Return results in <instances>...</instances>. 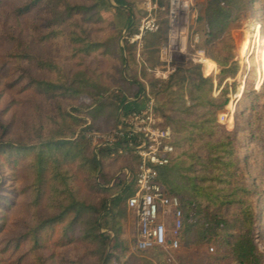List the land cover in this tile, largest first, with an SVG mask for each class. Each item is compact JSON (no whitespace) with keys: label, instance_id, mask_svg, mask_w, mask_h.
I'll use <instances>...</instances> for the list:
<instances>
[{"label":"trees","instance_id":"obj_1","mask_svg":"<svg viewBox=\"0 0 264 264\" xmlns=\"http://www.w3.org/2000/svg\"><path fill=\"white\" fill-rule=\"evenodd\" d=\"M113 1L115 5L108 0H0V14L6 13L7 20L12 22L8 30L4 27L0 31V48L9 44L5 52L0 51V82L7 90L22 85L28 92V107L33 102L37 106L36 95L42 97L40 109L36 107L38 115L36 112L23 122L18 134L14 129L15 115L5 119L0 111V174L7 165L15 177L22 178L24 208L33 218L18 237L0 236L3 264H28L32 259L37 264H57L50 252L52 247L60 250L58 264H110L113 259L119 260V264H158L135 255L121 262L115 256L127 248L123 220L129 211L128 199L135 192L138 161L131 163L130 156L113 159L114 151L109 147H101L94 153L82 134L74 139L69 137L70 129L79 128L82 122L65 111L60 99L82 98L89 91L81 89L78 82H83L82 87L94 89V80L86 73L85 77L77 76L71 81L62 75L56 79H36L28 69L26 81L17 79L16 74L17 63L37 64L42 71L52 66L51 60L34 54L33 47L37 43L59 42L64 36L69 38L75 53L95 54L103 43L92 39L91 30L81 21L91 23L103 11L116 12L118 34L131 28V0ZM253 5L254 0H207L203 18L208 54L218 65L219 83L235 78L239 72L230 29L233 21ZM20 24L27 32L25 39L17 30ZM65 26L70 28L69 32ZM163 39L164 32L145 37V50L150 54L148 61L153 68L159 63ZM117 40L122 62L129 63L131 60L122 56ZM134 83L138 85L136 99L132 101L124 93H114L110 108L127 114L144 106L140 102L145 100V95L140 99L144 86L139 81ZM151 86L160 105L158 111L167 121H161L160 125L171 128L174 134L175 154L170 165L161 170L160 181L181 201L184 225L180 245L188 248L216 244V253L202 252L198 263L191 255L177 256V251L176 261L178 264H263L255 242L256 212L251 201L254 191L242 159L235 152L236 132L215 123L218 112L229 103L228 89L214 96L213 79L205 77L197 65L179 69L160 87L153 78ZM185 92L190 105L185 101ZM161 95L164 96L160 98ZM52 100L57 108L51 107ZM99 104L94 113L95 123L109 121L113 110ZM125 169L129 171L128 178ZM6 201L0 179V206L10 211L16 203L9 206ZM230 207L238 208L232 217L227 215ZM72 244L87 246L86 255L91 261L66 259L63 251ZM149 251L161 264H168L162 249Z\"/></svg>","mask_w":264,"mask_h":264},{"label":"rangeland","instance_id":"obj_2","mask_svg":"<svg viewBox=\"0 0 264 264\" xmlns=\"http://www.w3.org/2000/svg\"><path fill=\"white\" fill-rule=\"evenodd\" d=\"M108 1L115 5L113 0ZM188 1L189 8L178 11L177 19L172 26L170 0H131L133 25L131 28L122 29L120 34L115 30V23L118 19L114 10L101 12L99 17L95 18V20L99 19L98 22L95 20L91 23H86L85 20L81 21L84 27L91 30L92 39L103 43L99 51L90 56L79 55L74 52L72 43L67 36H64L59 42L47 45L37 43L33 47L34 54L41 59L51 60L52 66L42 71L37 64L17 63V79L20 77L25 81L28 79L26 69L36 79H56L58 75H62L71 81L77 76L88 74L94 80L93 83H96L94 89L87 86L82 87L83 82L80 80L78 85L81 89L89 91L88 94H84L78 100L72 98L60 100L65 111L82 122L79 128L70 129L69 137L74 139L79 134L84 135L89 140L93 152L97 153L101 147H108L102 143L114 135L123 116L122 111L117 113L114 108H110L112 94L124 93L133 101L136 99L134 94L138 89V85L134 81H139L144 86L140 99L145 95V100L140 102L145 106L152 104L156 117L161 123L166 119L163 118L161 111H158L160 105L153 93L151 79L158 80L160 87V84L167 83L179 69H190L194 65L200 66L203 75L211 77L214 81V96H218L225 88L228 89L229 103L224 110L218 112L215 123L224 126L230 132H236L235 152L242 159L247 178L254 191L251 201L256 212L255 242L264 264V66L262 63L264 55L261 52L264 44V0H254V5L233 21L230 32L235 42V52L240 68L235 78H227L222 83H219L218 65L208 54L206 26L203 18L207 0ZM0 16H3L0 18V31L4 27L5 30H8L12 24L11 20H7L6 13L0 14ZM147 19H154L156 27L153 31H145L141 39H136L135 36L141 33L140 28L143 21ZM171 28L176 32H171ZM17 30L21 32L23 39L27 38V32L24 31L23 25H18ZM65 30L69 32L70 28L65 26ZM160 32H164V39L159 48V63L153 68L148 61L150 54L145 50V37ZM118 35L119 40H117ZM116 40L119 41V47L123 50L122 56L131 60L129 63L122 62L120 50L116 47ZM6 47H9V44L0 48V51L5 52ZM204 61H210L212 66L206 67ZM206 72L211 74L207 75ZM253 91L262 94L257 96L252 93ZM27 94L28 92H25L22 85L7 90L0 82V111H3L5 119L15 115L14 129L17 134L20 133L22 123L37 112L36 107L39 108L42 101V97L40 98L34 93L38 100L35 102L37 106H34L33 102L28 107ZM163 96L161 95L160 98ZM56 101L58 100L56 99ZM185 101L187 105L191 104L187 92H185ZM99 103H103L107 109L113 110L109 121L95 123L94 113L101 106ZM50 105L52 108L58 107L55 100H52ZM254 106H256L255 110H252ZM96 137L100 138L97 140ZM110 149L114 151V154L111 155L113 159H126L127 156H130L131 163L137 160L133 154H120L116 147ZM125 165H128V161H125ZM1 169L0 179L6 194V203L9 206H12L13 203L16 204L10 211L2 210L3 208L0 206V211H2L0 215L2 233L0 236L7 239L15 238L24 233L25 224L33 218L29 217L24 208L26 197L23 194L24 182L22 178L15 177V173L7 165ZM237 209V207H230L227 212L228 217H232ZM123 228L127 248L115 255L121 262L131 255H135L153 259L158 264L162 263L150 255L151 251H142L136 246L138 228L136 218L130 210L123 220ZM52 248L50 252L55 256L54 261L58 264L60 250ZM202 252L215 254L216 244L210 242L204 245H192L188 248L180 245L176 255H191L198 263L200 261L198 256ZM86 253L87 246L72 244L66 251H63V256L66 259L91 261ZM1 259L0 256V264H3ZM31 262L28 264H37L34 259ZM119 263L117 259L110 262V264Z\"/></svg>","mask_w":264,"mask_h":264},{"label":"built area","instance_id":"obj_3","mask_svg":"<svg viewBox=\"0 0 264 264\" xmlns=\"http://www.w3.org/2000/svg\"><path fill=\"white\" fill-rule=\"evenodd\" d=\"M188 8V0H170L171 26L178 11ZM155 27L154 19L143 21L141 33L135 38L141 39L145 31H153ZM171 32L176 31L171 28ZM173 137L171 128L160 125L150 104L123 114L114 135L102 143L110 148L116 147L120 154L136 156L135 192L128 199V208L135 216L138 228L136 246L142 251L162 249L167 254L168 264H178L175 252L180 247L179 238L184 225L179 197L172 195L160 181L161 170L170 165L175 154ZM124 171L128 178L129 171Z\"/></svg>","mask_w":264,"mask_h":264},{"label":"bare ground","instance_id":"obj_4","mask_svg":"<svg viewBox=\"0 0 264 264\" xmlns=\"http://www.w3.org/2000/svg\"><path fill=\"white\" fill-rule=\"evenodd\" d=\"M261 52L264 55V44L262 45ZM262 61H263L262 63H263V66H264V57L262 58ZM205 63H206V67H208V68L212 66V63L210 61H205Z\"/></svg>","mask_w":264,"mask_h":264}]
</instances>
